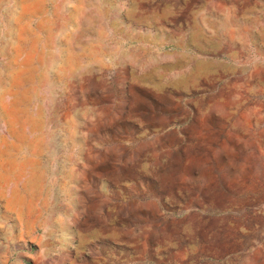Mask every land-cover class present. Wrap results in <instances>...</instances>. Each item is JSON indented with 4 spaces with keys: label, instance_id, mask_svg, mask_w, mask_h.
Returning <instances> with one entry per match:
<instances>
[{
    "label": "rangeland",
    "instance_id": "374dc122",
    "mask_svg": "<svg viewBox=\"0 0 264 264\" xmlns=\"http://www.w3.org/2000/svg\"><path fill=\"white\" fill-rule=\"evenodd\" d=\"M0 264H264V0H0Z\"/></svg>",
    "mask_w": 264,
    "mask_h": 264
}]
</instances>
